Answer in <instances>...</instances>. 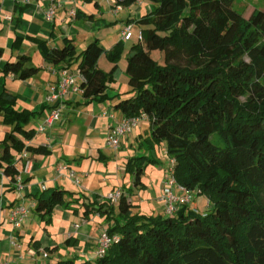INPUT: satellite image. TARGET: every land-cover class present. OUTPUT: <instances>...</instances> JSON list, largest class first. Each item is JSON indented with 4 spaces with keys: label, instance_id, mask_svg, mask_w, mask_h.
<instances>
[{
    "label": "trees",
    "instance_id": "obj_1",
    "mask_svg": "<svg viewBox=\"0 0 264 264\" xmlns=\"http://www.w3.org/2000/svg\"><path fill=\"white\" fill-rule=\"evenodd\" d=\"M141 1L150 11L130 21L142 28V41L126 57L130 97L115 109L124 118L146 117L148 143L165 144L176 183L204 196L207 210L189 207L191 199L172 216H144L133 213L121 191L116 217L107 201L84 205V214L90 209L107 222L113 219L106 233L118 240L103 256L45 264H264V11L250 8L244 15L246 7L236 11L233 0H115V5ZM36 43L57 69L77 62L85 101L106 98L115 67L104 73L97 62L104 55L116 64L122 42L104 51L94 40L79 54L72 40L59 49ZM153 51L162 53L161 65L151 58ZM29 60L7 62L2 72L26 80L39 70ZM15 106L16 97L2 91L1 125L9 130L0 138V173L10 182L22 151L47 152L25 145L35 134L25 128L31 113ZM147 161L140 156L126 162L134 187L141 186ZM70 195L52 189L36 198L35 212L48 223L56 207L68 206Z\"/></svg>",
    "mask_w": 264,
    "mask_h": 264
},
{
    "label": "crops",
    "instance_id": "obj_2",
    "mask_svg": "<svg viewBox=\"0 0 264 264\" xmlns=\"http://www.w3.org/2000/svg\"><path fill=\"white\" fill-rule=\"evenodd\" d=\"M22 1L0 0V93L5 90L15 96V109L31 113L25 126L27 130L32 129L35 133L47 117L49 107L45 97L58 80L57 75H52L49 70L53 66L40 54L37 40L44 41L49 48L58 49L63 47L66 39L72 40L74 46L78 39L85 48L98 40L104 51L122 42L124 49L116 64L109 62L104 55L98 59L97 67L104 73L115 67L104 100L85 101L81 93H69L64 99L60 121L52 129L34 134L29 144L34 148H45L47 152L30 154L32 169L28 175L22 176L23 189L18 192L0 173V263L96 260L100 234L110 225L104 217L90 213V209L84 214L85 204L96 207L106 201L107 194L120 190L133 205V213L144 216L164 214L161 194L169 159L164 143H148L149 121L139 119L131 133L120 140L119 149L113 150L106 145L109 128L124 118L115 105L130 97L125 76L126 57L130 48L139 42L138 35L142 30L130 21L148 13L150 5L141 1L115 11V7L104 0H54V18L48 22L44 0H28L27 5ZM71 10L75 11L74 17L70 16ZM76 13H80L78 17ZM126 25H131L130 36L122 39L121 31ZM102 27H110L118 33L111 37L112 33L107 32L103 38H98L96 31ZM128 43L131 46L124 54ZM21 56L34 61L38 72L26 80L4 75L3 65L16 62ZM67 66L78 74L77 66ZM77 81L80 84L79 75ZM8 130L0 128V138ZM136 154L149 159L138 188L133 186L132 176L125 172L126 162ZM59 166H66L78 175V188L65 177V171L62 176H56ZM52 189L70 193L66 201L70 199L73 204L56 207L45 223L35 212L36 198L47 196ZM18 205L27 209V215L19 227H14L10 213ZM189 207L196 209L195 205ZM42 252L47 256L43 257Z\"/></svg>",
    "mask_w": 264,
    "mask_h": 264
},
{
    "label": "built area",
    "instance_id": "obj_3",
    "mask_svg": "<svg viewBox=\"0 0 264 264\" xmlns=\"http://www.w3.org/2000/svg\"><path fill=\"white\" fill-rule=\"evenodd\" d=\"M47 3V8L45 10V19L48 22H52L54 18L55 4L54 0H44ZM106 3L114 6L115 11L119 9L115 5V0H104ZM28 0H23L22 4L27 5ZM139 3V2H138ZM70 16H75V11H70ZM131 25H126L121 31V38L125 39L130 36ZM138 40L142 41L141 33L138 35ZM52 75H57L58 80L56 85L50 87L48 94L45 97V103L49 107V112L47 117L44 119L43 123L39 125L35 133L42 134L47 130H50L58 123L62 117L64 99L69 93H82L79 88V82L77 81L78 74H74L68 69V67H60L58 69L52 67L49 69ZM146 118L144 115H140L136 118H123L119 123L109 128L108 135L106 137V145L117 150L120 147V140L132 131V128L136 125L139 119ZM29 146V141L25 143ZM14 168L17 171L16 176L13 180V185L15 189L19 192L23 189L22 176L28 175L32 169V160L30 159V154L26 151H22L15 161ZM174 161L169 159L168 167L163 179V188L161 194V201L163 202V213L166 216H172L175 212L183 205H187L191 202V193L187 191L184 187L178 185L174 178ZM62 171H65V177L69 179L73 185L79 186L80 182L76 173L67 168L66 166H59L56 169V176H62ZM2 176V174H1ZM44 190V187H43ZM121 196V191L117 190L106 195L105 200L110 204H116ZM27 209L22 206H16L10 213V219L15 227H19L22 221L26 218ZM117 237H109L106 231L100 234L98 240V247L96 250V257L99 258L104 255L107 248L112 242L117 241ZM42 256L46 257V253L42 252ZM0 264H7L2 262Z\"/></svg>",
    "mask_w": 264,
    "mask_h": 264
},
{
    "label": "rangeland",
    "instance_id": "obj_4",
    "mask_svg": "<svg viewBox=\"0 0 264 264\" xmlns=\"http://www.w3.org/2000/svg\"><path fill=\"white\" fill-rule=\"evenodd\" d=\"M96 1L98 2L99 0H96ZM244 7H246V9H247L244 12V15L248 12V10L250 8H252V9L253 8H256L258 10L264 11V0H233V9H235L236 11L241 12ZM119 16L122 17L123 14L120 13ZM107 20H109V19H107ZM76 27L78 28L79 25H76ZM132 27H134V26H132ZM95 28H97V26H95ZM78 31H79V29H78ZM96 32L98 34V36L96 35L98 38H103L106 35L107 32H109V33L111 32L112 33V36L111 37L116 36L117 33H118L117 30H115V31L114 30H110V27H102V28H100V30H97ZM111 37H109V38L111 39ZM102 44H104V42H102ZM104 46H107V45L104 44ZM130 46H131V43H128L126 45V49H125L126 52H124V54L127 53V51H128V49H129ZM84 48H85V46L81 45L80 41L77 39V41L75 43V50H76L77 54H79ZM151 58L154 61H156L158 64H160V65L163 63L162 53L160 51H153V52H151ZM122 59L124 60V56H123ZM30 64L33 65V66H35V62L34 61L33 62L31 61ZM73 66L76 67L77 66V62L70 63V67H73ZM0 128L7 129L6 127H4V126L1 125V118H0ZM211 140L214 143H216V142L219 143L215 138L212 139V137H211ZM134 156L135 157H138V156H140V154H136ZM167 167H168V165H167ZM76 176L78 177L77 174H76ZM78 180L80 181V178L79 177H78ZM75 187L78 188L79 186H75ZM191 197H192V203H191V205H193V206L195 205V208L197 209V211L199 213L203 214L207 210V200H206V198L204 196H202V195L197 194L196 192L191 193ZM69 200H68V205L69 204H73L72 203L73 201H71V200L69 201ZM114 214H115L114 217H116V215H117L116 214V205H115V213ZM108 222H109L108 223L109 225L113 224V219L110 220V221H108ZM44 225H45V223H44Z\"/></svg>",
    "mask_w": 264,
    "mask_h": 264
}]
</instances>
